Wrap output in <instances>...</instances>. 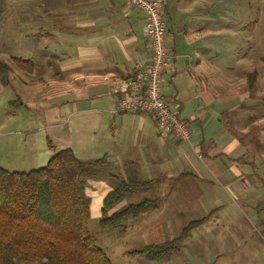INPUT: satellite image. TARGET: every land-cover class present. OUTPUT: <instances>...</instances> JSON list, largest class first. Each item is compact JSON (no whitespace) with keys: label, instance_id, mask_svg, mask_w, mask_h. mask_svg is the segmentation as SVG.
<instances>
[{"label":"crops","instance_id":"obj_1","mask_svg":"<svg viewBox=\"0 0 264 264\" xmlns=\"http://www.w3.org/2000/svg\"><path fill=\"white\" fill-rule=\"evenodd\" d=\"M207 1L168 0L164 8L166 41L173 59L163 75L162 94L188 122L189 141L162 136L149 114L114 112L125 93L123 84L134 76L136 64L148 63L151 57L150 41L143 31L145 14L129 0H38V8L23 10L27 19L22 29L10 25L6 30L12 34L17 31L19 36L2 39L7 56H0V61L9 68L3 75L11 73L22 79L25 87H34L40 94L38 103L44 108L51 105L49 88L54 89L56 101L68 103L69 114L65 121H58L60 130L56 132L62 140L61 149L69 148L79 158L106 156L110 168L118 171L124 181H151L143 191L173 193L172 201L163 203L158 199L156 210L132 218L152 219L139 248L173 239L188 223L202 221L186 239L199 228L198 251L204 252L202 248L211 246L209 243L215 244V252L223 250L217 247L219 244L240 250L244 245L237 238L243 234L257 264H264V207L256 214L254 206L256 201H264L263 175L256 173L259 167L255 155H249L252 127L248 122L240 123L243 116L239 118V106L247 107L250 95L240 92L232 81L224 82L221 65L216 56H210L215 54L221 35L218 30L222 17L219 10L208 8ZM38 49L39 62L54 67L53 74H36L34 55ZM11 57L32 60L34 72L18 70ZM67 123L69 134L62 129ZM74 124L82 129L75 130ZM85 128L87 135L83 136ZM104 187L106 191L102 192ZM112 189L104 182L88 180V197L101 196L98 203L90 197V209L95 202L102 214L103 199ZM255 189L259 191L257 196ZM222 191H228L232 200L235 196L241 198L243 204L239 207L232 202L235 212L228 220H213L225 206ZM129 203L133 202L125 206ZM196 209L202 211L199 218L190 216V211ZM243 209L253 212L245 217ZM224 231L234 244L222 240ZM255 232L262 237V244L260 237L253 238ZM201 255L208 257L206 253Z\"/></svg>","mask_w":264,"mask_h":264},{"label":"rangeland","instance_id":"obj_2","mask_svg":"<svg viewBox=\"0 0 264 264\" xmlns=\"http://www.w3.org/2000/svg\"><path fill=\"white\" fill-rule=\"evenodd\" d=\"M37 2L38 0H0V56H7L6 48L2 47V39L7 35L19 36L17 31L12 34L7 33L6 30L10 25L15 30L17 28L22 29V25L27 19L23 15V10L25 8H38ZM207 2L208 8L219 10V16L222 17L221 26L218 30L221 35L217 37L215 54L210 56H216L221 65L224 82L232 81L233 86L239 87L240 92L245 91L248 73L255 71L254 90L247 91L250 98L245 102L247 107L244 104L239 106L241 110L239 118L243 116L240 123L248 122V125L252 127L250 132L252 139L248 147L249 155H255L256 166L259 167L256 173L263 175L260 177L264 183V0H209ZM10 10H14L13 14L8 15ZM39 50L34 55L37 66L36 74L40 71L41 73L53 74L54 67L46 64L42 65V62H39ZM226 84H224L225 88L227 87ZM53 90L50 88L47 90V97L52 98V100H50L51 105L47 104L44 108L43 105L38 103L40 94L37 90L34 91V87H25L23 80L12 77L11 73L6 75L0 73V168L9 172H28L46 165L53 154L48 143L53 144L56 150L61 149L62 140L58 139L59 134L56 133L60 130L58 121L66 120L69 109L67 102L55 100L56 96H54ZM52 102H54V105H52ZM74 126L77 131L82 129L75 124ZM62 129L65 133L69 134L71 132L68 123ZM81 133L86 136L87 128ZM49 137L53 141L50 142ZM82 146L87 147L88 145L82 143ZM91 155H96V153H91ZM80 159L82 161H92L95 158L80 157ZM110 169L109 166L99 170L88 180L101 181L106 184L108 189L114 188L121 176L118 171L111 169L113 170L111 172ZM105 191L106 187L102 192ZM258 193L259 191L255 189L254 195L257 196ZM221 195L225 206L216 212L214 218H212L213 220L219 219L222 221L226 218L228 220L230 218L229 214L235 212L234 205L238 203L241 207L240 204H243L241 198L238 199L236 196L232 200L228 191H222ZM195 196V194L192 195V197ZM90 197L92 202L96 199L97 203L101 198L97 194H92ZM147 197H156L160 202L167 203L172 201L173 193L164 194L161 193V190L138 192L125 199L116 209L123 208L129 201L139 203ZM232 202H234V205ZM97 203L94 202L92 209H90L87 228L95 238L97 246L106 252L111 264H257L251 253L252 249H249L248 244H246L247 240L245 239L247 238L243 237V234H240L237 238L244 245L240 250L219 244L217 247L223 250L215 252V244L209 243L211 246H208V248L212 247V250L206 252L208 248H202L204 252L198 251L200 247L199 228L194 230L192 236L182 243L177 250L161 261L151 262L145 260L142 256L128 255V251L138 249L144 244L146 226L151 223L152 219H130L126 222L124 229L106 230L100 226L102 214L101 208L97 211L99 205ZM254 206L257 209L255 213L258 214L261 211L259 209L264 207V201H256ZM97 212L98 214L95 215ZM201 212L200 209L192 210L190 216L199 218ZM250 212L253 211L243 209L242 215L248 217ZM254 235L253 238L260 237L262 244V237L257 232ZM221 238L225 243L234 244L231 235L227 231L222 233ZM202 253L208 254V257H203ZM258 253H260V256L263 255L261 249ZM23 264L49 263L35 261ZM258 264H261V262L259 261Z\"/></svg>","mask_w":264,"mask_h":264},{"label":"trees","instance_id":"obj_3","mask_svg":"<svg viewBox=\"0 0 264 264\" xmlns=\"http://www.w3.org/2000/svg\"><path fill=\"white\" fill-rule=\"evenodd\" d=\"M10 61L24 73L34 72L32 60L11 57ZM8 69V65L0 61V73H6ZM254 73H248L245 91L254 90ZM49 145L53 154L42 167L28 172H9L0 168V264L35 261L111 264L106 252L97 246L88 231L90 198L85 192L87 180L109 166L108 158L82 161L69 148L56 151L51 143ZM150 183L119 179L103 199L101 228L124 229L129 219L156 210L159 207L156 199H144L113 210ZM201 222L192 221L177 237L128 251L127 254L142 256L151 262L161 261L177 250Z\"/></svg>","mask_w":264,"mask_h":264},{"label":"built area","instance_id":"obj_4","mask_svg":"<svg viewBox=\"0 0 264 264\" xmlns=\"http://www.w3.org/2000/svg\"><path fill=\"white\" fill-rule=\"evenodd\" d=\"M145 14L144 33L150 41L151 57L148 63L138 62L134 76L123 84L125 93L116 103L115 113L151 115L162 136L189 141L188 122L177 114L162 94L163 75L170 67L173 53L166 41L167 22L164 8L168 0H129Z\"/></svg>","mask_w":264,"mask_h":264}]
</instances>
